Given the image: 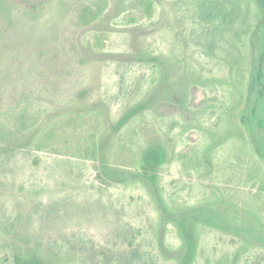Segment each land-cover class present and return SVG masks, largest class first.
<instances>
[{"label":"rangeland","instance_id":"rangeland-1","mask_svg":"<svg viewBox=\"0 0 264 264\" xmlns=\"http://www.w3.org/2000/svg\"><path fill=\"white\" fill-rule=\"evenodd\" d=\"M108 1L51 77L0 2V264H264V0Z\"/></svg>","mask_w":264,"mask_h":264},{"label":"trees","instance_id":"trees-1","mask_svg":"<svg viewBox=\"0 0 264 264\" xmlns=\"http://www.w3.org/2000/svg\"><path fill=\"white\" fill-rule=\"evenodd\" d=\"M151 1L149 0L145 6H148ZM0 2L6 3L13 11L16 10L19 15L24 16L20 19V26L25 27V23L27 25L30 21V24L33 23L30 29L37 27L40 30V35L35 39L33 38V31L29 32V28L22 31L23 36L17 35L20 37L21 45L24 48L18 51V60L19 63H24V60L29 59L30 64L45 77L54 76L60 70L68 72L70 67L78 63L87 64L91 62V58L83 53L81 48L82 33L104 15L109 5L108 0H37L36 2H32V0H0ZM50 11L54 13L53 18L47 19L42 24L40 22L41 15ZM24 37L27 40H33L35 46L33 52L26 48ZM20 131H23L22 126L17 128V132L20 133ZM37 149H40V146ZM99 160V152L95 150L93 161L96 163V168L99 167ZM101 176L99 173V179ZM102 181L106 182L104 179ZM56 239L45 240L43 238L38 243L32 242L31 238L26 239L21 249L16 253L17 263L43 264L44 255L49 252H58L57 248L64 244V246L69 247V251L86 255L91 262H96V257H102L103 264H109L107 260L110 259L114 248H107L109 241L98 243L93 238H87L80 242L64 240L62 244H59L58 238ZM128 239L129 234L127 232L125 240ZM120 242V240L116 241L117 244ZM27 255H30L31 258H28Z\"/></svg>","mask_w":264,"mask_h":264}]
</instances>
